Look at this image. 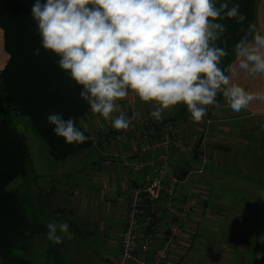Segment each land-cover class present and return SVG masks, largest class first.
<instances>
[{"label": "clouds", "instance_id": "9594fccd", "mask_svg": "<svg viewBox=\"0 0 264 264\" xmlns=\"http://www.w3.org/2000/svg\"><path fill=\"white\" fill-rule=\"evenodd\" d=\"M29 17L39 36L34 54L43 48L58 57L91 115L115 130L133 123L134 114L120 104L130 94L150 105L156 122L183 105L199 123L207 106L219 107V93L234 113L264 101V89H247L220 66L229 55L220 21L245 19L232 0H32ZM233 50L234 71L264 77V30L248 23ZM47 122L66 144L92 138L62 113H50ZM45 227L46 240L56 245L74 237L66 220Z\"/></svg>", "mask_w": 264, "mask_h": 264}, {"label": "crops", "instance_id": "0c3cea01", "mask_svg": "<svg viewBox=\"0 0 264 264\" xmlns=\"http://www.w3.org/2000/svg\"><path fill=\"white\" fill-rule=\"evenodd\" d=\"M232 2L238 3L240 5V13L245 19L243 21H238L237 19L224 18L223 21H220L226 25L227 30L222 39L226 41L227 50L229 52L228 56L222 58L220 66L227 74L232 76L233 79L238 80L247 89L253 91L264 89V77L253 79L246 76L243 72L234 71L232 67L235 57V52L233 50L234 43L244 28L247 27L248 23H255L259 29L264 30V0H232ZM8 60L9 53L5 46L4 30L2 27H0V86L3 84L1 80V74L8 63ZM217 100L219 102V107L214 105L207 106L208 112L202 118V120H206V122L209 121V123L212 125L202 121L199 122L202 125H199V123L191 124L192 121L187 122L185 119H180L184 120L180 122L184 127V132H187V134L190 135H194L195 133L197 134L198 129L203 130L205 127H208L210 131L212 129L214 132L213 134H210L212 140L218 141V144L222 143L228 146L226 152L227 166L219 163L218 158L223 157L222 149L216 148L217 150L215 149V151H212L215 158L213 159V165L216 167V172H214V170L213 173L210 172L211 176H213L214 181L216 180V182H220L217 178L220 180L222 172H226L227 175L226 183H224L227 185V187L222 188L219 183V189L220 191H225L222 194L228 193L230 199L228 198L227 200H224L223 196L221 197L220 195L216 194V197L217 195L219 197L217 199L218 206L216 205L214 208L218 209L217 212L226 210L225 215L227 216V222L232 224L231 237L235 243L237 242L238 244L237 246L228 249V263L264 264V101H254L249 106L247 111L234 113L228 107V100L223 96L222 93L218 94ZM120 104L122 110L126 111L128 115L134 114L141 117H150L148 114L151 110L150 105L140 102L138 98L132 94H130L125 100L121 101ZM233 114L238 115L235 116ZM253 117L256 118V122H252V119H254ZM109 123L110 121H106L103 118L93 117L90 112L85 116L84 119L81 120L82 126L92 134L94 141L91 148L85 150L89 151L93 148L99 159L97 162L93 163L94 167L91 169L90 173L93 172V181L98 184L102 182L101 185L107 190L98 185V188L94 193L96 199H88L87 203H82L81 205L79 204V208L77 209L78 216L82 217L85 216L84 211L88 210V204L90 202L92 204H96L102 200L106 213L109 212L110 205L117 204V216L115 214V218L118 217L117 221H121V223H123V221L125 222L129 187L127 185V169L123 166L122 162H127L128 158L117 157L115 160L113 159L114 165L112 167L105 166V159L112 155V151L120 150L119 152L121 153L126 151L125 142L116 138V134L110 129L109 126L106 127ZM255 123L259 126L258 128L254 129L255 133L253 136H251L250 134L253 132V130L250 128V126H254L252 124ZM90 126L92 129H90ZM241 127L244 129L250 128L252 131L250 134H245L241 132ZM195 159L199 158L197 157ZM215 161H217V164L214 163ZM182 171L185 172V170ZM186 172L188 174V171ZM47 175L49 177V175L53 176L54 174L49 172ZM51 183H53V186L50 187L49 191L55 188V178ZM74 194L76 195L77 191H75ZM107 196L109 198H107ZM64 199L65 201L62 204L63 211H58L54 210L55 208H51L54 212V215L51 217L46 216V223L50 222L51 220L49 218H52L53 216L56 219V217L59 216L61 212H70L71 214L72 210L74 211V209L71 208V206H76V204L72 202L73 200H71L68 196ZM123 200H125L126 203L123 204ZM199 200L203 203L202 207L209 208V202L206 200L203 201L201 198ZM118 202L121 203L118 204ZM245 205H251L253 207V224H250L247 222V220H244L245 218L247 219L249 217L248 210L243 208ZM199 213L205 215V213L202 211ZM196 216L197 213H195L194 218ZM106 220L108 221V224L105 222L104 227H109V229L113 232V224L115 219ZM195 227L196 230L193 239V246L199 233L197 230V225ZM247 232H251V237L254 238L250 243L251 246L245 245L246 237L244 238V236ZM113 240L114 239H112L111 242ZM219 243H221V241ZM214 244L216 243L214 242ZM119 246V241L118 243L115 242V247H111L109 249L110 253H108V255L105 257H101L103 259L101 263L118 264L117 254ZM213 248H215V245ZM191 253L192 252L190 251V255H188V257L193 256ZM194 254L197 255L196 252H194ZM196 258L199 259L198 255ZM87 262H89L88 264H101L92 256H86L83 258L81 264H87ZM203 262L204 264H208L210 261L208 258H205ZM203 262L201 260V263ZM74 264L78 263L74 262Z\"/></svg>", "mask_w": 264, "mask_h": 264}, {"label": "rangeland", "instance_id": "374dc122", "mask_svg": "<svg viewBox=\"0 0 264 264\" xmlns=\"http://www.w3.org/2000/svg\"><path fill=\"white\" fill-rule=\"evenodd\" d=\"M0 98L4 99V102L7 103L3 84L0 86ZM233 115L236 116L238 114ZM167 117L175 118L179 121H184L180 119H185L187 122L191 121L190 114L187 113L183 105L177 106L169 115H167ZM201 121L207 123L206 120ZM256 121V118L252 119V122ZM14 122L16 132L25 137L29 147L30 157L26 177L17 178L11 183L10 188L17 191L27 217L34 223L41 222L45 224L47 222L46 216L51 217L54 215L53 210L49 208L45 210L46 214L42 212V208L40 207L42 202L41 199L43 200L49 197L51 199L56 198L54 201V210L58 211H63L62 204L65 201L64 198H67V196L76 204V206L70 205L71 208L74 209L71 214L70 212H61L59 216L56 215L57 220L55 219V221H53L54 216L51 220V222L66 220L71 226V231L74 233L73 239H65L64 245L62 246L60 244L62 246L61 248L59 245L46 240L45 234L42 237L34 236L27 241L30 244V251L28 256H26L28 261H30L29 264H55V255H53V253L56 252L61 254L63 253L65 264H74V262L81 264L83 258L86 256H92L95 260L101 263L103 260L101 257L108 255V253H110L109 249L111 247H115V242L118 243L124 221L121 223V221H117L118 217L115 218L116 210L118 208L117 204L110 205L109 212L106 213L102 200L96 204H92L90 202L88 204V210L84 211L85 216H82L83 218L78 216L77 208H79V204L81 205L82 203H87L88 199L95 200L96 196L94 193L98 188L97 186L100 185L103 188L101 185L102 182L100 184L95 183L93 181V172L90 173L91 169L94 167L93 163L99 160L98 156L95 154V150L93 148L89 151L82 150L71 157L60 160L58 156L56 158L55 155H53V152H50L48 146L35 131L33 125L27 118L17 117ZM191 124L194 123L191 122ZM207 124L212 125L211 123ZM199 125L202 124L199 123ZM252 125H254L250 126L253 130L252 133L250 128L244 129L242 127L241 132L245 134L251 133L250 135L253 136L255 133L254 129L258 128L259 125L256 123ZM90 129H92L91 126ZM205 132L209 135V137L210 134L214 133L213 130L211 129L210 131L208 127H205L203 130L198 129L197 139L200 140V136ZM209 137L206 139L205 147L209 148V152L215 151L216 148L222 149L223 157L218 158L219 163L227 166L226 152L228 146L222 143L218 144V141L212 140V138ZM170 163L176 169V178L178 180L177 190L186 195L194 194L197 199L201 198L203 201L206 200L209 202V208H204L201 203H198L197 208L200 211H197V216L194 218V224L196 223L199 233L191 250V255H195L194 252H196L199 260H202V262L205 258H208L210 261L208 264H230L228 263V249L233 248L238 244L237 242L235 243L231 237L232 224L227 222V216L225 215L226 210L217 212L218 209L214 208V206L217 205V199L219 198L218 195L221 197L223 196L224 200H227L230 197L228 193L222 194L225 191H220L219 189V183L222 188L227 187V185L224 184L226 183V172H222L223 174L221 173L220 180L217 178L220 182H216L210 174V172L213 173V170L216 172V167L213 164H207L204 167V171H202L203 162L201 157L199 159L171 157ZM214 163L217 164V161ZM182 170L188 171L187 176H181ZM49 172L54 175H49L48 177L47 174ZM54 178L56 180L54 189L58 190L57 192L49 191L50 187L53 186V183L51 182L54 181ZM75 191H77L76 195L74 194ZM47 194H50L51 196L45 197ZM216 194H218L217 197ZM107 198L109 197L107 196ZM120 203L121 202H118V204ZM122 203L124 204L126 201L123 200ZM245 207L243 208L248 210L249 217L244 220L253 224V207L251 205H245ZM201 211L204 212L205 215L199 213ZM106 219H115L113 232L109 229V227H104L105 222L108 224ZM251 234V232L245 233L244 238L246 237V246H251L250 243L254 239L251 237ZM112 239H114V242H111ZM220 241L221 243H219ZM214 242L216 244H214ZM214 245L215 248H213ZM16 255L23 258L25 252L22 251L20 253H16ZM88 263L89 262H87V264ZM201 264H204V262Z\"/></svg>", "mask_w": 264, "mask_h": 264}, {"label": "trees", "instance_id": "16d2710c", "mask_svg": "<svg viewBox=\"0 0 264 264\" xmlns=\"http://www.w3.org/2000/svg\"><path fill=\"white\" fill-rule=\"evenodd\" d=\"M31 3L32 0H0V27L9 53L1 74L7 103L0 98V263L3 264H29L27 241L34 236L42 237L47 231L46 224L34 223L27 217L17 191L10 188L17 178L26 177L30 157L25 137L16 132L15 118H27L50 152L60 160L89 149L94 143L91 138L82 144H66L64 138L53 132L54 125L47 122L50 113H62L65 119L74 118L77 127L84 129L81 120L90 108L79 97L80 88L69 82L55 62L58 57L43 48L39 55L34 54L40 45L35 24L29 17ZM86 134L92 137L89 131ZM210 156L211 160L215 159L213 153ZM113 159H116L113 154L106 158L105 166L106 161ZM55 200L41 199L44 214L46 209L55 208ZM20 250L25 252L23 258L16 255ZM53 255L55 264H65L63 253Z\"/></svg>", "mask_w": 264, "mask_h": 264}, {"label": "built area", "instance_id": "2783aa9c", "mask_svg": "<svg viewBox=\"0 0 264 264\" xmlns=\"http://www.w3.org/2000/svg\"><path fill=\"white\" fill-rule=\"evenodd\" d=\"M108 126L126 144L124 153H111L116 158H128L122 162L128 173L129 195L118 264H201L197 255H188L196 230L194 215L200 211L198 203H203L194 194L177 190L176 169L170 158L200 156L203 166L213 161L212 152L205 147L207 131L198 140L196 133H185L175 118L156 122L138 115L126 130H115L110 123ZM113 165L114 160L106 161V166Z\"/></svg>", "mask_w": 264, "mask_h": 264}, {"label": "water", "instance_id": "95a60500", "mask_svg": "<svg viewBox=\"0 0 264 264\" xmlns=\"http://www.w3.org/2000/svg\"><path fill=\"white\" fill-rule=\"evenodd\" d=\"M53 155H55V154H53ZM55 157L57 158V156L55 155ZM187 175V172L185 171V172H183L182 171V176H186Z\"/></svg>", "mask_w": 264, "mask_h": 264}]
</instances>
